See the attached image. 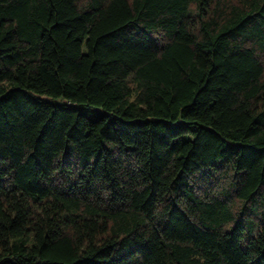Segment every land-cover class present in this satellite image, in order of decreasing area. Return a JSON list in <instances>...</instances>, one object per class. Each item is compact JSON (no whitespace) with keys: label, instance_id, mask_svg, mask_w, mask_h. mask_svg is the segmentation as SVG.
Listing matches in <instances>:
<instances>
[{"label":"trees","instance_id":"1","mask_svg":"<svg viewBox=\"0 0 264 264\" xmlns=\"http://www.w3.org/2000/svg\"><path fill=\"white\" fill-rule=\"evenodd\" d=\"M0 264H264V0H0Z\"/></svg>","mask_w":264,"mask_h":264}]
</instances>
